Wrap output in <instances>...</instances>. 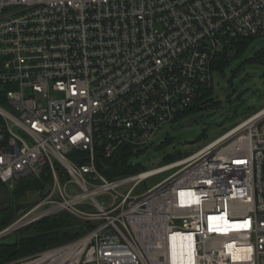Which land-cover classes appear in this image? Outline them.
Listing matches in <instances>:
<instances>
[{"label":"built area","instance_id":"obj_1","mask_svg":"<svg viewBox=\"0 0 264 264\" xmlns=\"http://www.w3.org/2000/svg\"><path fill=\"white\" fill-rule=\"evenodd\" d=\"M257 36L264 0H0V187L43 180L0 240L62 212L92 225L4 264H264V107L193 153L106 174Z\"/></svg>","mask_w":264,"mask_h":264},{"label":"rangeland","instance_id":"obj_2","mask_svg":"<svg viewBox=\"0 0 264 264\" xmlns=\"http://www.w3.org/2000/svg\"><path fill=\"white\" fill-rule=\"evenodd\" d=\"M263 49L262 36L250 38L242 54L235 55L236 51L229 48L231 61L225 72L212 70L213 102H207L206 106L196 103V108L175 121L164 123L149 142L133 147L129 164L139 170L151 169L193 153L264 107V62L255 58ZM260 130L264 131V124H261ZM168 174L170 172L144 179L134 188L133 193L138 194L152 187ZM11 193V189L0 187V199ZM41 197L38 189L26 190L18 198L20 208L16 210L15 215L21 208H30ZM29 231V228L20 229L15 235L22 236Z\"/></svg>","mask_w":264,"mask_h":264},{"label":"trees","instance_id":"obj_3","mask_svg":"<svg viewBox=\"0 0 264 264\" xmlns=\"http://www.w3.org/2000/svg\"><path fill=\"white\" fill-rule=\"evenodd\" d=\"M250 38L238 39L232 43L231 49L236 51L235 55L242 54L247 42ZM230 55L226 49L222 53H218L213 61L212 70H219L224 73L227 66L230 64ZM255 58L261 59L264 62V49L260 51ZM212 101L211 88L205 89L196 98L195 104L188 110L183 112V115L192 109L196 108L197 104L206 106L207 102ZM213 102V101H212ZM129 152H124L120 158V162L115 163L116 169L112 173H106L107 176L112 177L118 174H127L139 171V168L128 164ZM42 181L37 178L25 177L17 181L11 194L6 195L5 198L0 199V229L7 225L18 210V198L28 189H41ZM92 227L89 222H82L76 220L69 214L62 212L54 216H47L21 228H29L31 231L24 233L22 236H15V241L11 243H0V264L7 261L32 254L34 252L44 249L48 246L61 243L65 241L62 236L64 231H79L83 233L86 229ZM20 230V229H19ZM18 230V231H19Z\"/></svg>","mask_w":264,"mask_h":264},{"label":"water","instance_id":"obj_4","mask_svg":"<svg viewBox=\"0 0 264 264\" xmlns=\"http://www.w3.org/2000/svg\"><path fill=\"white\" fill-rule=\"evenodd\" d=\"M190 122H192V120H190ZM62 233H63L62 236L65 238H68V239L74 238L80 234L79 231H77V230L76 231H67L66 230ZM14 241H15V236L11 235V236H8L6 238L1 239L0 243H11Z\"/></svg>","mask_w":264,"mask_h":264},{"label":"bare ground","instance_id":"obj_5","mask_svg":"<svg viewBox=\"0 0 264 264\" xmlns=\"http://www.w3.org/2000/svg\"><path fill=\"white\" fill-rule=\"evenodd\" d=\"M176 244H177L176 248H180V247H179V243H176ZM180 244H181V243H180Z\"/></svg>","mask_w":264,"mask_h":264}]
</instances>
